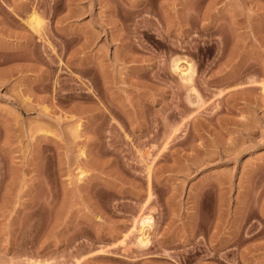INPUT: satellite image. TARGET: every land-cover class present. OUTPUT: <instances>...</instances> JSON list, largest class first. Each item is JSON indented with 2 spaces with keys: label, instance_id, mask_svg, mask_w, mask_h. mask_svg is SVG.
<instances>
[{
  "label": "rangeland",
  "instance_id": "obj_1",
  "mask_svg": "<svg viewBox=\"0 0 264 264\" xmlns=\"http://www.w3.org/2000/svg\"><path fill=\"white\" fill-rule=\"evenodd\" d=\"M263 84L264 0H0V264H264Z\"/></svg>",
  "mask_w": 264,
  "mask_h": 264
},
{
  "label": "bare ground",
  "instance_id": "obj_2",
  "mask_svg": "<svg viewBox=\"0 0 264 264\" xmlns=\"http://www.w3.org/2000/svg\"><path fill=\"white\" fill-rule=\"evenodd\" d=\"M29 24L31 27L37 31H40L42 29V20L39 15V13L36 10H33L32 14L30 15L28 19ZM185 63L182 64L181 62V57L180 58H175L173 67L176 70H180L179 74L184 80H191L195 71L194 64L191 60H186L184 61ZM183 65V66H181ZM194 89V88H193ZM263 89H264V84H263ZM80 126V123H78L77 127ZM78 130V129H77ZM141 227H140V234L138 236V241L139 244H148L149 243V235H148V230L153 227V216L152 214H144L141 217Z\"/></svg>",
  "mask_w": 264,
  "mask_h": 264
}]
</instances>
